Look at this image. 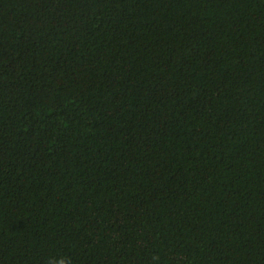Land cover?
<instances>
[{
  "label": "trees",
  "instance_id": "16d2710c",
  "mask_svg": "<svg viewBox=\"0 0 264 264\" xmlns=\"http://www.w3.org/2000/svg\"><path fill=\"white\" fill-rule=\"evenodd\" d=\"M264 264V0H0V264Z\"/></svg>",
  "mask_w": 264,
  "mask_h": 264
},
{
  "label": "clouds",
  "instance_id": "9594fccd",
  "mask_svg": "<svg viewBox=\"0 0 264 264\" xmlns=\"http://www.w3.org/2000/svg\"><path fill=\"white\" fill-rule=\"evenodd\" d=\"M47 264H72V260L67 256H54L47 261Z\"/></svg>",
  "mask_w": 264,
  "mask_h": 264
}]
</instances>
